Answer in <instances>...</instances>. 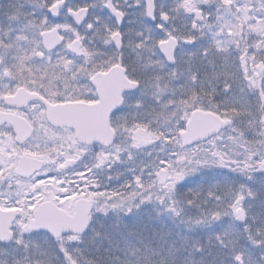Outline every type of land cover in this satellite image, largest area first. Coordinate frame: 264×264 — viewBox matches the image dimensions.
Masks as SVG:
<instances>
[{
    "label": "snow or ice",
    "instance_id": "1",
    "mask_svg": "<svg viewBox=\"0 0 264 264\" xmlns=\"http://www.w3.org/2000/svg\"><path fill=\"white\" fill-rule=\"evenodd\" d=\"M152 4L0 5V47L19 45L0 59V264H39L44 256L82 264L79 245L100 235V216L133 235L148 205L181 231L155 233L164 246L150 259L141 255V264H264V31L252 27L264 24V0L246 32L226 22L239 15V0ZM125 6L141 12L129 19ZM81 8H107L119 27L95 11L78 17ZM158 16L182 22L167 26ZM125 19L139 27L123 29ZM48 31L61 40L43 43ZM106 95L115 99L103 132L82 136ZM185 229L210 231L200 243Z\"/></svg>",
    "mask_w": 264,
    "mask_h": 264
},
{
    "label": "trees",
    "instance_id": "2",
    "mask_svg": "<svg viewBox=\"0 0 264 264\" xmlns=\"http://www.w3.org/2000/svg\"><path fill=\"white\" fill-rule=\"evenodd\" d=\"M172 0H167V3H171ZM126 13H131L132 15L128 18H134L139 15L141 9H127ZM101 15L110 16L106 11ZM185 19V18H184ZM177 25L181 24V19H175L174 21L169 20L166 22L167 26H170L172 23ZM113 28L116 27L115 22L111 18L110 21ZM147 25H150L154 29V35L163 36L164 34L158 29H155V24L146 20ZM129 27L138 28V24L129 25L127 19L123 24V29H128ZM128 36H125V41H127ZM126 57H129L132 60H136L137 52H133L131 49L125 50ZM140 55H142L147 62L148 57L151 55V49L143 50ZM156 148H159V144L155 145ZM153 145L148 148H144L145 151H151ZM143 159V156H140ZM124 165H121L123 168ZM113 187L118 186V182H113ZM140 216L142 217L141 221L133 229V235H129L128 229L121 227L119 232L111 230L109 225L115 223L117 218L115 217H104L100 216L95 221V227L100 235L96 236L94 242L91 241V234L87 238L88 244L81 243L79 247L83 249L82 254V264H117L115 257L120 256L121 261L119 264H131V260L125 255L126 253L131 254L136 257V264H141V255L146 259H150L153 250H159L163 247L162 241L155 236L157 232H166L169 229L174 230V232L179 233L181 231L180 225L178 222L170 219L167 215L161 214L157 206L148 205L141 210ZM210 231L205 229L203 231L193 230L191 232L184 230V234L190 238L192 242L199 241L203 243L204 241L201 237L205 232ZM176 240V237H169L168 244L171 245L172 241ZM214 243V242H213ZM207 247V245H205ZM229 246L231 247V241H229ZM225 258V253H219V259L223 260ZM39 264H51L49 256H44L40 259ZM154 264V262H153Z\"/></svg>",
    "mask_w": 264,
    "mask_h": 264
},
{
    "label": "flooded vegetation",
    "instance_id": "3",
    "mask_svg": "<svg viewBox=\"0 0 264 264\" xmlns=\"http://www.w3.org/2000/svg\"><path fill=\"white\" fill-rule=\"evenodd\" d=\"M9 2V0H0V5H6ZM71 2V0H70ZM81 4H91L94 2V0H79ZM114 6H124V5H131L133 3V0H112ZM186 7H192L195 4L199 3L200 0H184ZM231 3H236L237 0H230ZM260 0H239V3L242 4L243 6L240 9V13L238 16H236L234 19L233 18H228L227 23H235L236 27L238 30L245 31L246 29L243 27L244 25H248L249 21L251 20L253 15L258 14V9L254 7V5H258ZM165 3L167 4V0H154L155 4V9L158 7V5ZM59 7V5H58ZM83 9V8H81ZM80 9V10H81ZM127 9H133L130 7H124L123 10L126 11ZM100 12L99 9H87V17L89 18V13L91 12ZM77 16L79 17V14L77 13ZM87 18V19H88ZM185 19H191V16L184 17ZM71 19V17H69ZM156 23H166L164 20H161L159 16L157 17ZM252 27L257 30V31H264V24H256L255 22L253 23ZM0 35H3L0 33ZM30 35L34 36V33H30ZM61 36V35H60ZM6 39V37H5ZM41 40L40 37H35L34 42H39ZM12 47H8V45H5L4 47H0V59H3L5 55L11 56L15 55L18 50H19V45L15 46L18 44L15 40L11 41L8 43ZM9 49V50H8ZM37 63H39V59L37 58L36 60ZM87 159V158H85Z\"/></svg>",
    "mask_w": 264,
    "mask_h": 264
},
{
    "label": "water",
    "instance_id": "4",
    "mask_svg": "<svg viewBox=\"0 0 264 264\" xmlns=\"http://www.w3.org/2000/svg\"><path fill=\"white\" fill-rule=\"evenodd\" d=\"M111 3H112V1H111ZM152 7H154V10H155L154 0H153ZM107 10L109 11V9H107ZM86 12H87V10L85 8L81 9L78 12L79 17H84L86 19V16H87ZM109 13H110V11H109ZM110 14L113 16L114 19H116L115 14H113V13H110ZM42 39H43V43H45V44L55 45L58 41L61 40V36L55 31H48V32H45L43 34ZM79 44H80L79 40H76V41H74L72 46L73 47H79ZM114 99H115L114 96L106 95L103 107L98 109V111L96 113V115L99 117V119H91V120L83 122V124L81 125L80 132H81L82 136H88L91 134H101L103 132V129L101 127L103 116H104L105 111L109 108V106L113 104ZM55 118L60 120L62 123L68 122L66 120H63L59 116V114H57V116ZM151 145L152 144L145 145L144 148L151 146ZM59 222L63 223V220H61ZM6 238H7V236L5 234V239Z\"/></svg>",
    "mask_w": 264,
    "mask_h": 264
},
{
    "label": "rangeland",
    "instance_id": "5",
    "mask_svg": "<svg viewBox=\"0 0 264 264\" xmlns=\"http://www.w3.org/2000/svg\"><path fill=\"white\" fill-rule=\"evenodd\" d=\"M7 45H8V47H12V46H10L9 44H7ZM15 46H18V44H16ZM24 46L27 47L28 45L25 44ZM8 50H9V49H8ZM140 135H143V133H141Z\"/></svg>",
    "mask_w": 264,
    "mask_h": 264
}]
</instances>
